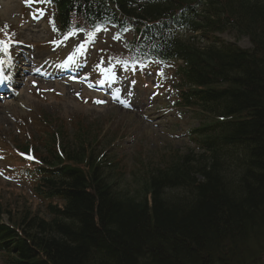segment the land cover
I'll return each instance as SVG.
<instances>
[{
  "label": "trees",
  "instance_id": "1",
  "mask_svg": "<svg viewBox=\"0 0 264 264\" xmlns=\"http://www.w3.org/2000/svg\"><path fill=\"white\" fill-rule=\"evenodd\" d=\"M36 2L58 37L129 29L125 60L171 62L176 105L196 125L191 148L139 162L128 182L89 132L24 158L46 203H0L2 263L264 264V0Z\"/></svg>",
  "mask_w": 264,
  "mask_h": 264
},
{
  "label": "rangeland",
  "instance_id": "2",
  "mask_svg": "<svg viewBox=\"0 0 264 264\" xmlns=\"http://www.w3.org/2000/svg\"><path fill=\"white\" fill-rule=\"evenodd\" d=\"M51 22L50 9L36 0H0V52L18 66L16 86L0 93V203L25 201L41 212L46 200L36 195L34 180L21 166L24 158L47 156L46 143L59 149L61 135L70 143L83 132L96 135L94 144L106 145L128 182L139 175V162L155 164L191 148L186 130L196 125L176 105L171 62L125 60L134 37L129 29L107 26L58 37ZM216 36L250 47L246 37ZM25 145L30 153L17 158Z\"/></svg>",
  "mask_w": 264,
  "mask_h": 264
},
{
  "label": "bare ground",
  "instance_id": "3",
  "mask_svg": "<svg viewBox=\"0 0 264 264\" xmlns=\"http://www.w3.org/2000/svg\"><path fill=\"white\" fill-rule=\"evenodd\" d=\"M11 61L5 52H0V86L1 84L13 87L16 85V78L13 77L14 68H12ZM7 68V69H6Z\"/></svg>",
  "mask_w": 264,
  "mask_h": 264
},
{
  "label": "snow or ice",
  "instance_id": "4",
  "mask_svg": "<svg viewBox=\"0 0 264 264\" xmlns=\"http://www.w3.org/2000/svg\"><path fill=\"white\" fill-rule=\"evenodd\" d=\"M69 35H74V33H69ZM3 41H0V44H3Z\"/></svg>",
  "mask_w": 264,
  "mask_h": 264
}]
</instances>
